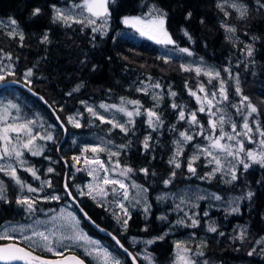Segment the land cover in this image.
<instances>
[{
    "label": "trees",
    "instance_id": "1",
    "mask_svg": "<svg viewBox=\"0 0 264 264\" xmlns=\"http://www.w3.org/2000/svg\"><path fill=\"white\" fill-rule=\"evenodd\" d=\"M240 1L249 8L243 18L231 8L222 10L217 0H114L108 5L111 18L102 34L93 33L90 27L80 24L66 27L54 20L55 6L73 7L78 5L79 0H0V19L16 20L15 26L24 36L20 41L18 37H10L0 30V72L5 77L0 84L7 81L26 83L51 105L68 128L67 138L61 143L64 130L44 102L18 87L0 89V95L7 93L12 104L17 105L19 111L13 109L20 118L40 116L51 125L53 137L52 140L35 141V145L40 147L39 155H32L23 149L22 157L27 167L16 170L24 188L16 184L11 176L0 173L6 184L5 199H0V227L9 220L27 221L55 208L60 201L44 200L42 197L47 192H58L62 201L71 204L78 212L89 233L119 255L121 264H133L112 239L94 230L71 202L63 186L66 160L70 170L67 185L80 206L91 219L112 232L137 256L139 251L149 253L157 264H172L176 240L194 235L206 238L202 248L190 251L196 264H264V245L255 246L256 240L264 237V166L250 161V167L245 170L242 164H238L236 180H225L220 174L217 177L205 176L209 168L205 159L193 162L195 173L187 170L195 145L207 143L206 137L210 133L209 114L199 111L197 99L190 95L189 90L198 93L200 85H203L209 91L218 93V79L210 80L204 74L185 72L179 69V58L165 59L158 45L121 34L127 30L122 23L123 17L143 15L152 5L163 9L167 13V31L176 42L174 46L189 49L194 57L214 64L220 70L221 78L226 80L227 85L228 99L224 103L236 115L238 123L242 111L238 114L234 106L240 110L246 109L241 104V94L248 97L250 102L258 103L259 114L253 115L258 119L257 124L253 123V118L249 117V120L254 140L259 142V131H264L261 105L262 101L264 103V0ZM36 8L41 11L34 16L33 10ZM224 22L235 25V37H231L222 26ZM185 31L191 39L184 35ZM45 36L47 41L44 40ZM248 46L252 48V56L247 55ZM8 55L11 59H7ZM170 65H174V68ZM228 68L239 76L241 94L236 92L233 80L227 78L225 69ZM28 69L33 70V75L27 78L30 83L24 79ZM12 71L15 74L9 75ZM145 82L160 84V101L153 100L149 90L145 92L141 89V84ZM77 88L78 91L75 90ZM172 92L176 95L172 96ZM122 99L127 110L140 108V115L132 117L134 123L128 125L126 132L101 122L90 115L83 105V101L91 100L120 107ZM129 100L139 101V105L127 104ZM147 110L155 111L162 122L155 130L147 123ZM180 111L185 113L184 120L179 119ZM73 112L79 114L80 127L68 122V114ZM193 112L197 114L199 124L190 123L189 117ZM199 130L204 135H200ZM180 132H192L193 139L185 144L181 155L177 156L176 161L181 166L176 168L170 160L173 159L174 141L180 138ZM72 135L80 137L83 142H90L93 136L98 135L114 145L118 155L112 156V166L120 173L127 168L132 169L126 177L144 186L149 206L129 199L130 213L127 218L116 206L119 214L115 208L110 211L109 207L99 204L74 186L77 182L82 184L87 175L82 169H77L72 180L69 178L74 169L70 153H75L79 147H72ZM146 138H149L147 149L144 148ZM101 156L107 158L104 153ZM50 165L53 171L45 173ZM28 168L35 172V176L26 170ZM143 169H147V174ZM48 176L52 182L46 187L44 180ZM190 185L220 196L219 202L230 195L241 196L239 211L228 212L214 206L216 201L213 199L175 209L174 194ZM29 186L37 191L29 192ZM249 192L254 194L251 199L247 196ZM18 196H30L35 211L31 212L26 205L17 203L22 199ZM124 219H128L126 227L123 225ZM193 219L197 221L195 226L192 225ZM210 226L215 227L216 232L208 231ZM239 226L247 231L244 239H240ZM135 237L153 242L135 244L131 240ZM7 242L10 241L0 240V244ZM198 252L203 255H194ZM249 252L253 254L249 255ZM75 253L92 264L81 252ZM139 264L145 263L139 258Z\"/></svg>",
    "mask_w": 264,
    "mask_h": 264
},
{
    "label": "snow or ice",
    "instance_id": "2",
    "mask_svg": "<svg viewBox=\"0 0 264 264\" xmlns=\"http://www.w3.org/2000/svg\"><path fill=\"white\" fill-rule=\"evenodd\" d=\"M114 2V0H83L82 4L79 5H74L73 7H78L79 12L74 13L70 10H62L60 8H55V16L54 20L62 22L66 27H72L73 24H80L84 27H90L93 33H104V31L107 29L109 26V21L111 18V12L109 11V3ZM230 6L234 8L239 14L240 17L243 18L247 14V7L243 4L240 3H231ZM264 7V5H262ZM223 10V8H222ZM40 9L36 8L33 10V15H39ZM189 17L191 16V13L188 14ZM225 15L227 16L228 13L225 12ZM166 19H167V13L164 12L163 9H159L156 7L151 8V10L147 13V17L143 16H129V17H123L122 18V23L126 25L129 28L135 29L136 32L139 33L140 36L146 37L149 40L154 41L156 44L168 46V45H175L176 42L172 39L170 33L167 31L166 28ZM99 22V23H98ZM11 25H16L17 22L16 20H11L10 21ZM225 27V30L229 33H235V28L229 26V25H222ZM9 36L15 38L17 33L16 29L13 28L11 32L8 33ZM185 36H188L189 39L191 37L189 34L185 31L184 32ZM231 39V37H229ZM19 39L22 41L24 39L23 34H19ZM44 40L47 41V36L44 37ZM180 52L187 53L188 55H192V53L187 49V48H180ZM248 56H252V48L251 46H248V51H247ZM7 59H11V56L8 55ZM181 68L185 72L192 71L193 69L189 67H185L184 65H181ZM225 71H228L225 69ZM195 72L197 75L201 73V68L196 67ZM9 75H14V71L9 72ZM205 75H208L212 77L213 75L215 77H219V72H211V71H205ZM33 75V70L28 69L25 73V79L27 83H30V80H27L28 77H31ZM231 75V73H229ZM5 77L3 75H0V81H3ZM155 88H159L160 84L156 83L153 85ZM30 90V89H29ZM78 91L79 89H75ZM236 92L238 94H241V89L239 87V81L237 78V86H236ZM146 92V89H144ZM200 92H204V87L201 85ZM220 96L221 100L217 101V103H221L223 101H226L228 99L226 89L224 88V82L221 80L220 82ZM190 95L195 97L197 99V102L201 104V107L199 108L200 112L205 111V106L203 105V102L201 100V97L197 96L196 92H193L189 90ZM172 96H175L176 93L172 92ZM216 93L213 92L211 93L212 99L208 98V95L205 94L203 97V100L207 102V106L209 109L214 107L213 100L216 97ZM156 96H153V99H156ZM127 104H131L134 106L139 105V101H132L129 100L126 102ZM124 101L122 99V106L117 107L116 105H105L101 104L99 107L102 109H105L106 111L109 110V108H115L117 111L124 113L129 119L127 123L133 124L134 121L132 120V117L134 115H140V108L135 107L134 111H129L127 110L126 107L123 106ZM241 104H244L247 109H249L248 115L250 116L252 113H258V109L256 106H254L250 101L249 98L246 96H243L241 94ZM174 108L176 107L175 104L172 105ZM10 108L17 109L19 111L17 105L15 104H9L7 105L2 112H0V141L3 142V147L0 148V161H11L15 159L20 165H23L25 161L21 159L23 156V151L21 149H27L32 155H39L40 154V147L38 145H35V141L37 139L41 140H52L53 137L51 134H48L47 136H40L38 134L34 135L33 134V128L31 125H33L35 122L28 120L25 122H16L20 118L15 117L13 118V122L9 123L8 118L11 115L9 112ZM87 111L92 113L93 116H95L97 119L101 120V122H106L112 124L113 127H119L122 132H126L127 129L125 125L120 124L119 122H114L113 120H105V117L99 115L97 112H95L91 107L87 108ZM218 112H223V109H218ZM237 111H240V108L237 107ZM146 115L148 117L147 123L150 127H152L154 130L156 127L161 126L162 122L160 121V118L158 114L155 111L152 110H147ZM210 116H215L216 113H213L209 111ZM179 119L184 120L185 119V113L184 111L179 112ZM68 122L74 124L75 127H80V123L75 120L74 117H69ZM190 123H196L199 124L196 118V114L193 112L191 113L190 117ZM210 134L206 137L209 141L210 144L208 147L199 149V151L203 154H205L206 157H211V160L209 161L210 163L214 162L216 165V168L213 170V172L209 173V176L214 175L215 172L221 171L223 168V165L221 163V157L219 155H216L215 153H221L224 154V158L226 159L227 157H231L234 160H238L239 164L243 165V168L247 170L250 167V164L247 161H251L253 163H258L261 166H264V131H259V135L261 139L259 140V148L256 150H245L244 148V141L241 139H238V137H245L247 138L249 143H256V141L253 139L251 133H252V128L250 127L248 123V118L245 116L244 122L242 124V130L237 131L236 124L232 123L231 124V130L232 133H225L223 130V125L225 123V116L219 115L217 119L215 120H210ZM217 125L220 126V132L221 134L217 137L215 135ZM200 128L202 129L203 126L200 125ZM257 129L259 130V126L257 125ZM10 133H14L15 135L12 136ZM200 135H204L203 131L199 132ZM180 137L183 138V141H191L193 139L192 135L187 134L186 132H180L179 133ZM227 139V141H235V146L231 143H221V141ZM149 138H146L144 141V148L147 149L149 147ZM181 141H177V150L175 155L179 156L182 153V148L180 147ZM199 148V146H197ZM85 151H88V149H85ZM91 151L93 153H96L97 151H104L103 148H92ZM240 153H244V157L246 158H241ZM110 155L112 156H117V152H111ZM73 159L79 163L80 160L78 157H73ZM199 159L198 155H194L191 157L190 162L188 163L187 170L191 173H195L196 169L192 166L193 162L195 160ZM85 164H95L98 166L97 169H93L90 171V175H94L98 170H103L105 175L101 179L100 177L96 176L95 178L98 180H101L100 184H97L94 188L93 185H89V195H93V192H95V195H93V199L96 198V196H100L101 198H104L107 196V189L103 186L105 185H113L119 187V189H122V196L123 199L128 198V188L127 185L122 180L119 179H110L107 175L109 172V169L105 167L104 163L99 160V159H85L84 161ZM170 163L174 164L176 168H180V163L176 161L175 158L170 160ZM119 165L117 164V167ZM27 171H31L32 174L35 176V172L31 169L28 168L26 169ZM49 172L52 171L51 168L48 169ZM132 169L127 168L124 171L120 173L122 176H126L127 173L131 172ZM145 174H147V169L142 170ZM0 172L5 173L8 176H11L16 184L20 185L21 188H24L25 185L23 182L20 180V178L17 176V170L16 168L12 165V163H5L3 165H0ZM228 172L231 174V179L236 180V174H235V167H231L228 169ZM173 176H175V172L172 173ZM165 183H169V181H165ZM133 187H137L135 184H133ZM29 192H36L37 189L28 187L27 189ZM112 192H116L117 189L113 187ZM4 188L2 182H0V199H5L4 195ZM70 194V193H69ZM254 194L252 192H249L247 194L248 198L251 199V197ZM203 199V197H200ZM52 199H59V197H52ZM214 199L220 200V196H214ZM17 203L26 205L27 209L31 212L35 211V208L33 207L34 201L28 198H22L17 201ZM124 212L125 216H127V209L124 207L123 203H120L118 205ZM147 211V209H145ZM232 212H238L239 208H232ZM71 215V214H69ZM130 218V217H129ZM119 220V216L117 217ZM73 220L75 218L73 217ZM78 224L79 222L76 221ZM128 223V219L123 220V225L126 227ZM197 224L196 220H192V225L195 226ZM25 229L23 227L17 228L15 226H9L7 229L3 231L2 234H0V240H16L17 237L9 235V232L15 233V232H20L23 238V241L28 243V249L26 250L24 247H20L19 244L17 243H11V244H5V245H0V261L3 262V264H16V262H21V264H67L68 261H71L72 264H85V261L80 259L77 256H70V257H64L62 260H57V261H51L42 258L39 255H34L33 253L36 251L37 248L51 252L56 256H61L63 257L62 252L56 251V249L52 246V237L50 235H47L44 231H39V230H33L32 235H23ZM208 231L210 232H216V228L210 226L208 228ZM38 238V239H37ZM159 239H162L160 237ZM240 239H244V233L241 232L240 234ZM63 240H68V241H85L86 243H92L95 244V241H90L88 237L83 234L80 231H75L74 234L72 235H66L61 237V241ZM153 241H148L147 243H152ZM119 244V241H117ZM264 243V240H259L257 241V244H262ZM65 247H70V245H65ZM123 247V245H121ZM176 248L178 249L176 253V264H196V261L189 256V252L191 251L187 247H182L180 243L176 244ZM95 251V250H93ZM93 251H89L87 248L85 249V252L87 255L92 256ZM127 252V249H125ZM255 251V248L253 249V252ZM253 252H249V255H252ZM131 255V253H129ZM194 255H203L202 252L195 253ZM99 256L103 257V264H120L119 260H114L110 254L107 252V250H104L103 253H99L97 255V258ZM135 259V258H133ZM207 264V262H205Z\"/></svg>",
    "mask_w": 264,
    "mask_h": 264
},
{
    "label": "rangeland",
    "instance_id": "3",
    "mask_svg": "<svg viewBox=\"0 0 264 264\" xmlns=\"http://www.w3.org/2000/svg\"><path fill=\"white\" fill-rule=\"evenodd\" d=\"M218 4L222 7V8H231L233 10H235L234 8H232L230 6L231 3H240L243 4L247 7V12H248V6L247 4H245L244 2L240 1V0H217ZM83 0H79V4H82ZM156 7L161 9L160 7L156 6V5H152L150 6V8L148 9V11L143 14V15H138V16H143V17H147V13L151 10V8ZM55 8H60L62 10H70L74 13H78L79 12V8L78 7H69V6H55L53 8V18L55 16ZM236 11V10H235ZM165 12V11H164ZM129 17V16H127ZM11 20L8 19H0V30L3 31L4 33H6L8 35L9 32L12 31L13 28L16 29V37L19 38V34L21 33L15 25H11L10 24ZM62 23V22H61ZM99 23V22H98ZM223 25H229L233 28H235L234 24L228 23V22H224ZM126 26V25H125ZM166 26V25H165ZM127 30H125L123 33V35H132L134 37H136L137 39H145L149 42H152L154 44H156L154 41L147 39L146 37H142L139 35L138 32L135 31V29L129 28L127 27ZM228 34L231 37H235L236 36V28H235V33H229ZM11 37V36H10ZM24 37V36H23ZM20 40V39H19ZM21 41V40H20ZM159 46V48L161 49V55L169 60L170 58H174L177 57L180 60V64H179V69L183 70L181 68V65H184L185 67H191L194 73L195 72V68L196 67H200L201 68V73L200 74H204L205 71H211L213 73L215 72H219V77H215L214 75L212 77L205 75L208 79L212 80V79H218L219 81V89H220V82L221 80H223L224 82V88L227 89V85H226V80L221 78V73L220 70L214 65V64H210L207 63L205 61H203L202 59L196 58L193 55H188L187 53H183L180 52L179 49L175 47L174 45H168V46H164V45H160V44H156ZM189 50V49H188ZM190 51V50H189ZM191 52V51H190ZM192 53V52H191ZM171 68L173 69L174 65H170ZM227 78H231L234 82V84L237 86V78L239 81V87L241 89V83H240V79L239 76L236 73H233L232 70L230 68L227 69ZM184 71V70H183ZM229 73H231V75H229ZM197 74V73H196ZM0 75H4L3 72H0ZM25 79V78H24ZM26 80V79H25ZM28 80V79H27ZM154 84L150 83V82H145L143 84H141V89H146L149 90L151 92V97L153 99V96H156L155 100L156 102L160 101V99L162 98V93L160 92L159 88H155L153 87ZM201 87V85H200ZM204 87V86H203ZM215 91H209L207 88L204 87V92H198L197 96L201 97V100L203 102V105L205 106V112L209 114V111L216 113L215 116H210L208 117V120L210 122V120H215L217 119V117L219 115H224L225 116V123L223 125V130L225 133H232L231 130V124L235 123L236 124V128L237 131H241L242 130V124L244 122V118L245 116H247L248 118V123L250 125V120L249 117L253 118L254 114L257 113H252L250 116L248 115L249 109L242 108L239 112L237 111V107L234 106L236 108V111L238 112V114L241 113L240 115V121L239 123L237 122V118L236 115L228 108V106L226 105V103L221 102V103H217V101L221 100V96H220V92L216 93V97L213 100V104L214 107H212L211 109L208 108L207 106V102L203 100V97L205 96V94L208 95L209 99H212L211 93H213ZM15 94H18L17 92H15ZM254 106L257 107L258 109V103H254L251 102ZM12 104L11 100L9 99V97L7 96V93H2L0 95V112L3 111V109L9 105ZM101 104H105L108 105L106 103H96L93 102L91 100H87V101H83V105L85 107V110L87 111L88 107H91L95 112H97L99 115L105 117V120H113L114 122H119L120 124L125 125L126 129H128V125L129 123H127L128 121V117L124 114L121 113L119 111H117L115 108H109V110H105L100 108L99 106ZM261 105L263 107V111H264V103L263 101L261 102ZM111 106V105H109ZM198 107H201V104L198 103ZM218 109H223V112H218ZM9 112L11 113V115L8 118V122L11 123L13 122V118L15 117H19L18 114L14 111L13 108L9 109ZM88 112V111H87ZM90 115H92V113L88 112ZM195 113V112H194ZM258 113H259V109H258ZM196 114V113H195ZM93 116V115H92ZM69 117H74L76 121H78L80 123V118H79V114H77L76 112L70 113L68 114V118ZM191 117V115H190ZM190 117H189V121H190ZM197 117V114H196ZM20 118V117H19ZM34 121L35 123L33 125H31V127L33 128V134L36 135H45L47 136L48 134H52L51 129V125L47 124L45 120H43L42 118H40V116H33L30 117L28 119H22L20 118L18 121L16 122H25V121ZM253 123L257 124L258 119L257 118H253L252 119ZM106 123V122H104ZM71 125H74L72 123H70ZM112 128H117L120 129L119 127H113L112 124L108 123ZM251 127V125H250ZM209 128H210V123H209ZM67 132H68V128L66 126ZM199 132H201V130H199ZM253 133V132H252ZM251 133L253 139L254 136ZM189 135H192V132L187 133ZM210 134V133H209ZM208 134V135H209ZM221 134L220 132V126L217 125V129L215 132V135L218 137ZM10 135L14 136V133H10ZM67 138V137H66ZM238 139H241L244 141V148L245 150H256L258 149L259 146V142L257 140L256 143H249L247 138L241 136L238 137ZM70 141L72 143V147L75 148L77 146L78 147V151H76L75 153H70V161H72V164L74 165V169H72L71 174H70V179L72 180V178L74 177L77 169L80 170L82 169L86 175L87 178L86 180H84V182L82 184H80L79 182L75 183L74 186H76L80 191H83L86 195L90 196L93 199V195H95V192H93V195H89V188L88 186L91 184L94 186L97 184L101 183V180L96 179L95 177L98 176L101 179L103 178V176L105 175V173L103 172V170H98L94 175H90V171H92L93 169H97L98 166L95 164H85L84 161L85 159H99L101 160L105 167H107L109 169V172L107 173L108 177L110 179H119L122 180L125 185H127L128 188V198L127 199H123L122 196V189H119L118 185L117 186H113V185H105L103 187H105L108 191H107V196L104 198H101L100 196H96L95 201H97L99 204L104 205L105 207H109L112 211V208H115V206L117 207V209L119 211H122L121 213H124L123 210L118 206L120 203H123L124 207L127 209V214L129 216V204H128V200L132 199L138 203L143 204L144 206L148 207L149 203H148V197H147V192L146 189L144 188V186L139 183L136 180H131L129 178H127L126 176H122L120 175V172L113 167V160H112V155H110L111 152H117V149L115 148L114 145L110 144L105 138L95 135L91 138L90 142H83V140L78 137V136H73L70 138ZM177 141H181L180 147L182 148V151L184 149L185 144L188 141H183V138L180 137L178 139H176L174 141V152H173V158L177 159V156L175 155L176 150H177ZM221 143H231L233 144V146H235V141H227V139L221 141ZM247 143V144H246ZM210 144V141L208 140L207 143H203V144H196L193 151H192V155L191 157H193L194 155H198L199 159L195 160L198 161L200 159H205L206 161V165L209 167L208 171L206 172L205 176H209V173L213 172V170L216 168V165L214 162L210 163L209 161L211 160V157H206L205 154L201 153L199 151V149L208 147ZM76 145V146H75ZM75 146V147H74ZM199 146V148L197 147ZM3 147V142L0 141V148ZM92 148H103L104 151H97L96 153H93L91 151ZM85 149H88V151H85ZM23 151V149H21ZM102 153H104L106 155L107 158L102 157ZM216 155H219L221 157V163L223 165V168L221 169V171L215 172L214 175H211L209 177H217L219 176V174L225 179V180H229L231 179V174L228 172V169L231 167H235V173H236V169L237 166L239 164L238 160H234L231 157H227L226 159L224 158V154L221 153H215ZM180 156V155H179ZM73 157H78L80 162L77 163ZM191 157L189 160H191ZM240 157L241 158H245L244 157V153H240ZM21 159L24 161L23 157H21ZM246 159V158H245ZM66 161V160H65ZM246 162H250L247 161ZM5 163H12V165L17 169L19 167L21 168H26V164L24 163L23 165H20L15 159L11 160V161H0V165H3ZM49 168L52 169L53 171V166H49ZM48 168V169H49ZM48 169H46L45 173L50 174L51 172L48 171ZM3 173V172H0ZM46 174V175H48ZM0 182H2L3 184V188H4V192L3 195H5L6 192V184L4 179L1 178L0 176ZM52 182V179L48 176L45 180H44V184L46 187H48ZM133 184H135L137 187H133ZM115 187L117 189V191L114 193L112 192V188ZM53 191V190H51ZM81 194V192H80ZM46 197L48 196L49 199L52 197H58L57 192H47ZM203 197V199H201L200 197ZM214 194L204 188H201L199 186H186L184 188H182L181 190H179L178 192H176L174 194V197L176 198V202H175V209L179 210L185 206H192V205H197L198 203H200L202 200H206V199H213L216 202L214 203V206H218L222 209H224L225 211L228 212H232L231 209L232 208H240L241 205V200L242 197L238 196V195H230L228 196V198L224 201H220L214 199ZM19 198H23L21 196H18ZM30 199V196H26L24 198ZM32 199V198H31ZM57 200V199H54ZM145 207V208H146ZM116 209V208H115ZM116 209V212H117ZM71 214V215H69ZM117 214H119L117 212ZM128 216H126L128 218ZM73 217L75 218V220H73ZM82 219L78 216V214H76L71 207L69 206V204H61L56 206L55 208L46 210L42 215L37 216L36 218H32L30 220L27 221H20V220H9L7 222H5L4 224H2V226L0 227V234L3 233V231L5 229H7L9 226H15L17 228L23 227L25 229L23 235H32V231L33 230H39V231H44L47 235H50L52 237V246L56 249V251L58 252H62L63 255L69 252H81L82 254L86 255L90 261L92 262V264H103V257L99 256V258H97V255L99 253H103L104 250H107V252L110 254V256L114 259V260H119L120 264L121 262V258L119 257V255L114 252L113 250H111L110 248H108L106 246V244L101 241L100 239H98L97 237L91 235L88 231L85 230V228L82 225ZM76 221H78L79 223L77 224ZM211 225V224H210ZM75 231H80L83 234H85L88 239L90 241H95V244L92 243H86L85 241H68V240H63L61 241V237L62 236H66V235H72L74 234ZM239 234H241V232L244 233V235H247V231L244 227L239 226V230H238ZM9 235L15 236L17 237L16 240H4V241H10V242H14V241H19L21 243H24L26 246H28V243L23 241L22 235L20 232H9ZM38 239V238H37ZM154 239H158V238H154ZM132 242L135 244H141L143 242H148L151 241V239H147V238H131ZM259 240H264V237H261L259 239L256 240L255 246H260V245H264V243L262 244H257V241ZM8 243V242H7ZM180 243L182 247H187L190 250H195V249H200L203 247V245L206 243V238L205 236L203 237H195L194 235H187L185 237H182L180 239H177L175 244ZM65 245H70V247H65ZM88 249L89 251H93V255L89 256L86 254L85 249ZM38 252H43V253H48V254H52L51 252H47V251H43L39 248L36 249ZM178 249L176 248L175 251V255H174V260L172 262V264H176V253H177ZM189 256H190V252H189ZM138 257L145 263V264H157V262L154 260L153 256L150 255L149 253H143V252H138Z\"/></svg>",
    "mask_w": 264,
    "mask_h": 264
},
{
    "label": "water",
    "instance_id": "4",
    "mask_svg": "<svg viewBox=\"0 0 264 264\" xmlns=\"http://www.w3.org/2000/svg\"><path fill=\"white\" fill-rule=\"evenodd\" d=\"M2 87H18V88H21L23 89L24 91H26L27 93H29L31 96L33 97H36L38 98L39 100H41L42 102H44L47 107H49L51 109V111L54 113L55 117H56V120L58 122V124L63 128L64 130V137L61 141V143L66 139L67 135H68V132H67V129H66V126L63 124V122L61 121V119L59 118V116L56 114V112L54 111V109L51 107V105L49 103H47V101L42 97L40 96L39 94H37L33 89H31L28 85H26V83L24 82H19V81H7V82H4V83H1L0 84V89ZM30 89V90H29ZM61 143L59 145V148L61 146ZM64 163L66 165V171H65V175H64V183H63V186L71 200V202L73 203L74 206H76L78 208V211L80 213V215L82 216V218L88 222L92 228H94V230H96L100 235L102 236H105V237H108L110 239L113 240V242L117 245V247L123 252L125 253L128 258L131 260V262L133 264H139V258L137 256V254H135L134 252H131L128 248H126L122 243L121 241L112 233L110 232L109 230L105 229L104 227L98 225L93 219H91V217L87 214V212L80 206L78 200L72 195L71 191L69 190L68 188V185H67V179H68V172H69V168L66 164V161L64 160ZM70 193V194H69ZM117 241H119V244L117 243ZM11 243H17L19 244L20 247H24L26 250L28 249V247L24 246L23 244L21 243H18V242H9V243H4V244H0V245H5V244H11ZM121 245H123V247H121ZM125 249H127V252L125 251ZM129 253H131V255H129ZM34 255H39L41 256L42 258L44 259H47V260H51V261H57V260H62L64 257H70V256H77L79 257L80 259L84 260L85 261V264H89L86 259L80 255H78L77 253L75 252H69V253H66L63 255V257L61 256H57V257H50V256H44L40 253H37L36 251L33 253ZM85 256V255H84ZM135 258V259H133ZM0 264H3L2 261H0ZM16 264H21V262H16ZM67 264H72L71 261H68Z\"/></svg>",
    "mask_w": 264,
    "mask_h": 264
},
{
    "label": "flooded vegetation",
    "instance_id": "5",
    "mask_svg": "<svg viewBox=\"0 0 264 264\" xmlns=\"http://www.w3.org/2000/svg\"><path fill=\"white\" fill-rule=\"evenodd\" d=\"M70 171V170H69ZM65 189V188H64ZM57 194H58V197H59V199L58 200H56V201H60L59 203V205H61V204H63V203H65L64 201H62V199H61V196H60V194L57 192ZM46 195V194H45ZM43 196L42 198L44 199V200H48L49 199V197L47 196ZM52 198H50V200H51ZM54 200V199H53ZM65 204H69V203H65ZM69 206L71 207V209L76 213V214H78V212L76 211V210H74L73 209V207L71 206V204H69ZM78 216H79V214H78ZM37 217V216H36ZM35 217V218H36ZM80 217V216H79ZM82 221V220H81ZM82 225H83V223H82ZM83 227H84V225H83ZM85 228V227H84ZM85 230L86 231H88V229L87 228H85ZM89 232V231H88ZM14 242H16V241H14ZM17 242H19V241H17ZM19 243H21V242H19ZM21 244H23L24 246H26L24 243H21ZM26 247H28V246H26ZM36 252L38 253V251L36 250ZM41 254V253H40ZM52 255V254H51ZM53 257H57L56 255H54Z\"/></svg>",
    "mask_w": 264,
    "mask_h": 264
},
{
    "label": "bare ground",
    "instance_id": "6",
    "mask_svg": "<svg viewBox=\"0 0 264 264\" xmlns=\"http://www.w3.org/2000/svg\"><path fill=\"white\" fill-rule=\"evenodd\" d=\"M9 243V242H8Z\"/></svg>",
    "mask_w": 264,
    "mask_h": 264
}]
</instances>
